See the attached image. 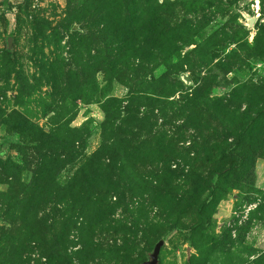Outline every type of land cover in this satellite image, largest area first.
Wrapping results in <instances>:
<instances>
[{"label":"rangeland","instance_id":"1","mask_svg":"<svg viewBox=\"0 0 264 264\" xmlns=\"http://www.w3.org/2000/svg\"><path fill=\"white\" fill-rule=\"evenodd\" d=\"M0 264H264V0H0Z\"/></svg>","mask_w":264,"mask_h":264},{"label":"water","instance_id":"2","mask_svg":"<svg viewBox=\"0 0 264 264\" xmlns=\"http://www.w3.org/2000/svg\"><path fill=\"white\" fill-rule=\"evenodd\" d=\"M5 44H6V50L7 51H10L11 49V37L8 36L6 38V41H5ZM177 78L182 82L184 83V85H189L190 84V79H189V75L188 73L184 72V71H181L178 73L177 75ZM1 153L4 154L6 153V146L3 145L2 148H1Z\"/></svg>","mask_w":264,"mask_h":264}]
</instances>
